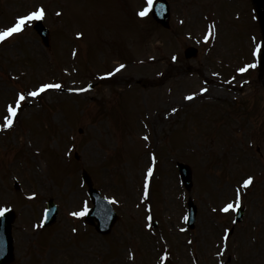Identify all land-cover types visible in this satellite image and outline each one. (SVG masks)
Returning a JSON list of instances; mask_svg holds the SVG:
<instances>
[{"label": "rangeland", "instance_id": "1", "mask_svg": "<svg viewBox=\"0 0 264 264\" xmlns=\"http://www.w3.org/2000/svg\"><path fill=\"white\" fill-rule=\"evenodd\" d=\"M145 1L0 0V30L14 15L33 11L38 4L51 6L44 10L43 20L51 27L50 46L44 47L29 27L21 36L7 38L0 51V125L6 117L4 102L17 93L25 95L14 125L0 134V204L19 214L12 223L11 264H23L29 251L38 259L29 264H43V256L47 264H156L160 250L171 245L174 264H190V252L197 254L199 264H264V104L258 103L264 102V89L257 81V64L249 74L236 69L237 62L251 59L255 41L263 48L259 24L255 20L254 25L248 15L249 0H167L168 28L139 15L147 9ZM117 2L133 5L124 12L126 22ZM52 8L60 15L54 18ZM211 20L218 21L213 22L217 35L208 38ZM76 29L83 34L81 40L71 37ZM189 47H195L197 54L185 58ZM70 50L78 59L68 56ZM20 51L26 52L23 58H17ZM12 55L16 60L10 59ZM120 65L124 67L117 71ZM112 67L108 81L94 79ZM83 77H89L86 85L93 84L81 95L47 90L40 102L28 95L44 80H62L72 89L85 83H74ZM227 78L237 87L227 88ZM73 99L82 107L81 119L76 117L75 122L67 110L78 107ZM140 127H149L153 144L165 133L154 145L163 154L152 155L161 163L165 158V163L155 179L154 174L145 182L148 203L139 183L148 169V155L138 141L147 135L140 134ZM68 153L74 158L63 157ZM259 156L262 165L252 172L253 185L246 187L244 201L239 200L246 225H232L233 208L226 214L216 209L224 202L237 203L233 186L243 184L252 170L241 177V160L244 166L257 165ZM184 159L192 162L191 189L178 183L175 165ZM83 167L95 174H90L91 181L113 199L122 217L128 212L134 217L129 222L133 231L122 232L114 241L90 226L83 231L85 225L73 221L86 197L78 173ZM237 189L243 195L245 186ZM42 198H52L58 206L55 223L44 229L32 222L45 205ZM188 199L197 208L192 229L184 234L192 238L189 247L176 232ZM146 208L155 230L169 238H164L167 245L159 235L139 230ZM29 221L31 232H21ZM254 224L263 227L260 234L257 229L252 234ZM224 225L232 227V233L222 246L219 234ZM72 226L77 233H72ZM122 228L129 231L127 224ZM126 248L134 249V260L124 256Z\"/></svg>", "mask_w": 264, "mask_h": 264}, {"label": "snow or ice", "instance_id": "2", "mask_svg": "<svg viewBox=\"0 0 264 264\" xmlns=\"http://www.w3.org/2000/svg\"><path fill=\"white\" fill-rule=\"evenodd\" d=\"M149 4L152 3V0H148ZM146 11L147 10H143L139 13L140 16H144L146 15ZM44 16V9L41 7L39 8L37 11H32L24 16H20L18 18V20L14 23L13 26L11 27H7L6 29L4 30H0V41H3L5 38L13 35L14 33L16 32H19L22 30V27L25 25L26 21H31V20H38V19H41L42 17ZM260 46L257 45V48H256V54H260ZM124 65H120L119 68H117V71H119L121 68H123ZM251 67H255V65H251ZM239 71L243 72L245 71V69L241 68ZM109 75H111V73H109ZM61 85L60 84H42L39 86V88L36 90V91H32L30 93H28L29 96H37L39 95L41 92H44L45 90L49 89V88H60ZM84 89H79V91H83ZM206 91V90H205ZM193 97L192 96H188L187 99H192ZM25 100V95L23 93H21L19 95V99L16 101V107H13L12 105H9L8 106V112H9V115L6 116L4 118L5 122L4 124L2 125V127H11L12 124H13V118L16 116V113H17V109L19 108L20 104L22 101ZM175 111V109H174ZM152 174V169L149 168L148 169V176H151ZM253 181V178L252 177H248L246 180H244L243 184L245 187L249 186ZM239 191V190H238ZM239 205V198H237V205ZM234 207V205L232 203H229L227 204L225 207H224V211H229L230 209H232ZM6 211V209H5ZM3 212L0 211V215H2ZM73 215H76V216H79V215H82V213H79V212H76V213H73Z\"/></svg>", "mask_w": 264, "mask_h": 264}, {"label": "water", "instance_id": "3", "mask_svg": "<svg viewBox=\"0 0 264 264\" xmlns=\"http://www.w3.org/2000/svg\"><path fill=\"white\" fill-rule=\"evenodd\" d=\"M255 4L258 5L259 8L262 6L263 0H253ZM154 15L156 19L166 25V19H167V13L163 12V14H158L156 15L154 12ZM260 20L264 25V11L259 12ZM47 40V35L45 38ZM189 178V177H188ZM188 181H186L187 183ZM54 218V213L52 212V216L50 217L48 222H51ZM10 220H11V215L5 216V218L0 219V264H5L7 263L12 255H11V246H10Z\"/></svg>", "mask_w": 264, "mask_h": 264}]
</instances>
